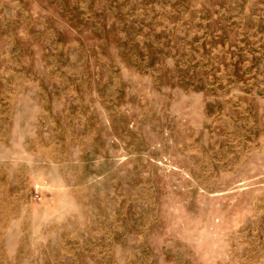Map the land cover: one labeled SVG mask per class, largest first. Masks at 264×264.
<instances>
[{
    "label": "rangeland",
    "instance_id": "1",
    "mask_svg": "<svg viewBox=\"0 0 264 264\" xmlns=\"http://www.w3.org/2000/svg\"><path fill=\"white\" fill-rule=\"evenodd\" d=\"M0 264H264V0H0Z\"/></svg>",
    "mask_w": 264,
    "mask_h": 264
}]
</instances>
